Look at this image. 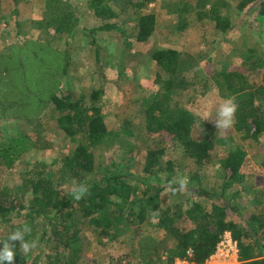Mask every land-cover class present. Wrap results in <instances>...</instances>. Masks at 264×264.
<instances>
[{"label": "trees", "instance_id": "16d2710c", "mask_svg": "<svg viewBox=\"0 0 264 264\" xmlns=\"http://www.w3.org/2000/svg\"><path fill=\"white\" fill-rule=\"evenodd\" d=\"M46 1L57 4L59 0ZM140 1V7L145 9L154 0ZM179 1L183 3L182 9L187 11L190 0ZM70 3H74V0ZM90 7L92 14L100 21L119 16L104 0H90ZM236 7L243 12L255 10L258 15L264 16V0H238ZM67 9L50 18L43 16L41 22L45 32L52 29L54 34L61 28L66 33L73 32L71 28L66 31L71 27L73 6L68 11ZM213 18L219 31L226 32L233 28L230 19L218 14L213 15ZM133 24L136 29L135 42H145L155 29V15L149 11L137 10ZM115 27L116 23L105 22L97 29L83 32L88 44L95 46L91 47V51L100 67L101 63L97 58L100 49L96 38L91 35L96 30L111 31ZM126 43L130 46L131 41ZM75 52L71 44L56 48L50 40L37 37L27 38L11 45L7 53H0V119L30 121L38 119L51 109L56 112L58 126L65 137L77 142L73 150L63 158L71 179L75 181L72 187L63 186L59 180H54L53 175L41 174L35 179H23L15 185L0 186V223L11 212L18 214L26 211L27 216L33 215L41 220H30L35 235L38 230L36 223H40L38 244L50 245V251L44 255L45 262L42 263L35 259L39 251L25 255L20 248V241L10 242L14 244V264H62L61 256L69 259L63 264H79L86 248L84 226L92 229L99 238L98 242L103 245V239L111 240L118 233L144 223L162 231L174 244L169 246L165 237L157 239L146 231L140 232L137 235L136 258L142 264H173L175 258L203 263L216 251L224 232H228L237 244L242 264H264V216L252 210L248 215L242 216L233 204L222 199L225 191L233 186L236 187L233 195L251 193L254 190L252 185L244 184L247 178L242 172L247 165L244 144L235 142L230 136L217 141L220 149L216 151V161L221 184L217 186L216 194L211 195L201 188H180L178 184L169 182V177L163 185L142 181L148 189L138 191L139 179L132 178L125 167L118 165L111 156L107 157L104 171L96 172L92 178L88 177L95 171V142L111 131L99 104L102 89H93L88 95L82 93L78 97L73 93L74 82L69 78V68ZM179 56L180 53L171 48L151 53L153 62L167 74L159 87L166 94L173 89L184 88L185 83H177L175 80ZM219 76L222 96L232 97L244 91L249 92L247 97H240L235 112L236 123L238 128L241 127L242 141L258 140L264 133V107L251 106L253 92L248 89L251 87L247 85L246 75L241 70H227ZM192 83L193 81L188 84ZM145 116L148 135L157 136L166 144L179 140L197 168H208L215 152L216 137L220 135L219 128L204 123L203 137L194 139L191 130L197 117L188 108L177 105L173 109H167L158 103L147 104ZM3 129L8 134V128L0 126L2 138L6 136ZM38 146L39 138L36 136L33 140L26 130L7 135L4 143L0 141V164L9 168L22 154ZM162 159L166 162L164 168ZM165 171L172 172V163L166 158L164 149L146 151L142 172L147 176H158ZM81 185L86 186L89 191L80 200H76L73 190ZM166 188L172 192L190 194V204L184 206L179 203L170 211L161 209L157 206L158 193ZM150 205H154V209ZM151 217L154 221L148 220ZM6 241L8 238L1 242ZM108 248L106 243V252ZM187 251H190V256L186 255ZM162 256L166 257L163 263L156 261Z\"/></svg>", "mask_w": 264, "mask_h": 264}, {"label": "rangeland", "instance_id": "374dc122", "mask_svg": "<svg viewBox=\"0 0 264 264\" xmlns=\"http://www.w3.org/2000/svg\"><path fill=\"white\" fill-rule=\"evenodd\" d=\"M70 2L71 0H59L56 4L46 0H0V53H7L11 45L21 43L27 38L37 37L50 40L56 48H64L66 44H71L74 48L76 52L69 68V78L74 82L73 93L78 97L82 93L88 95L93 89H102L99 104L111 131L95 142V171L88 177L92 178L96 172L104 171L107 157L111 156L118 165L125 167L132 178L139 179L138 191L145 188L146 184L142 181L163 185L169 177V182L178 184L175 181L186 177L188 190L201 188L211 195L216 194L217 186L221 184L216 161V151L220 149L217 141L230 136L235 142L244 144L247 162L242 169L247 176L244 184L252 185L254 190L251 193L233 195L236 190L233 186L225 191L222 199L233 204L242 216L248 215L250 210L264 216V133L258 140L242 141L241 127H237L234 115L231 128H219L221 131L216 137L212 162L208 168L201 170L185 153L179 140L175 139L166 144L157 136L148 135L145 130L147 104L158 103L167 109H173L177 105L188 108L196 115L197 121L192 126L191 136L201 139L204 135L202 125L208 123L207 125L215 126L214 121L218 119L217 113L223 103L232 98L238 105L241 95L243 99L249 93L244 91L238 96H222L218 84L221 80L219 74L227 70H241L246 75L247 85L251 87L248 89L253 92L251 106L264 107V16L258 15L255 10L239 11L236 7L238 0H190L187 11L182 9L183 3L179 0H154L145 9L140 7V0H104L119 16L116 19L100 21L92 14L90 0ZM69 4L74 11L72 23L69 25L71 27L66 31L71 28L73 32L66 33L63 28L54 34L52 29L45 32L41 22L43 16L50 18L60 15ZM137 10L149 11L155 15V29L149 39L142 43L135 42L133 17ZM215 14L230 19L233 28L226 32L216 29L213 18ZM105 22L116 23L115 30H96L91 35L96 38L100 49L97 57L100 67L91 51L94 44H88L83 32L97 29ZM67 40L70 41L66 43ZM128 41H131L130 46L126 43ZM166 48L180 53L175 80L177 83H185L184 88L173 89L169 94L159 88L167 74L151 59L154 50ZM191 81L193 83L189 85ZM56 119L57 114L51 109L38 119L30 121L0 119V126L8 128V134L2 130L6 136L26 130L33 140L36 136L39 138V146L22 154L9 168L0 164V186L15 185L27 178L35 179L40 174L53 175L54 180H59L63 186L72 187L75 184L63 158L73 150L77 142L65 137ZM6 136H0L1 143L6 141ZM157 148L164 149L166 158L172 163V172L147 176L142 172L145 153ZM161 164L163 168L166 167L164 159ZM158 195L157 206L169 211L179 203L184 206L190 204L192 198L188 193L172 192L169 188L161 190ZM149 207L154 209L155 206ZM30 220L41 221L33 215L27 216L26 211L8 214L6 220L0 223V249L4 246L1 241H5L11 234L17 230L23 231L25 225L31 228ZM148 220L154 221L152 217ZM39 228L40 223H36V229ZM38 230L36 235L32 228L30 234L24 233V240L35 241L36 248L27 254L21 246L20 248L25 255L39 251L35 259L43 263L44 255L50 251V245L38 244ZM83 231L86 248L79 264H142L136 258L137 235L140 232L146 231L157 239L165 237L169 246L174 244L166 234L147 223L120 232L111 240L103 239V245L98 242L99 238L92 229L84 226ZM228 238H231L230 234L224 232L217 245L220 251L217 247L201 264H242L237 244L233 240L227 244ZM221 241L223 245H220ZM106 243L109 245L107 252ZM66 253L69 251L66 250ZM165 258L162 256L156 261L163 263ZM67 260V257H60L62 264ZM181 260L175 258L173 264H182Z\"/></svg>", "mask_w": 264, "mask_h": 264}, {"label": "clouds", "instance_id": "9594fccd", "mask_svg": "<svg viewBox=\"0 0 264 264\" xmlns=\"http://www.w3.org/2000/svg\"><path fill=\"white\" fill-rule=\"evenodd\" d=\"M237 111V105L232 98H229L225 103H223L217 113L218 119L214 121L216 128L229 129L233 126L234 115ZM179 184L180 188H185L187 186V178L175 181ZM89 189L86 186H77L73 190V195L76 200H80L83 195L88 193ZM24 233H31V228L27 225L24 226L23 231L17 230L8 237V241L4 243L2 249H0V264H14L15 253L13 251L14 244L10 242L20 241L21 247L24 253H29L32 249L36 248V242H27L24 240Z\"/></svg>", "mask_w": 264, "mask_h": 264}, {"label": "built area", "instance_id": "2783aa9c", "mask_svg": "<svg viewBox=\"0 0 264 264\" xmlns=\"http://www.w3.org/2000/svg\"><path fill=\"white\" fill-rule=\"evenodd\" d=\"M231 241H232V239L231 238H228V240H227V244H228V242L229 243H231ZM235 243V242H234ZM220 245H223V241H221L220 242ZM225 246V245H224ZM218 247V246H217ZM226 247V246H225ZM217 249V248H216ZM218 249H219V251H220V247H218ZM225 251H229L228 249H225ZM219 253V252H218ZM217 253V254H218ZM225 253H227V252H225ZM186 255L187 256H190V251H187V253H186ZM181 263L182 264H197V263H192V262H190L187 258H183L182 260H181ZM201 264V263H200Z\"/></svg>", "mask_w": 264, "mask_h": 264}]
</instances>
